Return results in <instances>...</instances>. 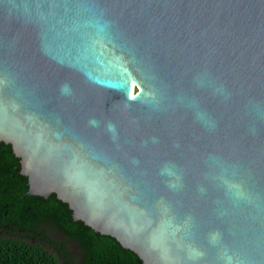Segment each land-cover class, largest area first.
<instances>
[{"label":"water","instance_id":"obj_1","mask_svg":"<svg viewBox=\"0 0 264 264\" xmlns=\"http://www.w3.org/2000/svg\"><path fill=\"white\" fill-rule=\"evenodd\" d=\"M0 141L143 264H264V0H0Z\"/></svg>","mask_w":264,"mask_h":264},{"label":"trees","instance_id":"obj_2","mask_svg":"<svg viewBox=\"0 0 264 264\" xmlns=\"http://www.w3.org/2000/svg\"><path fill=\"white\" fill-rule=\"evenodd\" d=\"M0 228V264H143L114 237L74 220L68 204L56 194H28L20 160L2 141ZM21 230L25 238L17 233Z\"/></svg>","mask_w":264,"mask_h":264},{"label":"flooded vegetation","instance_id":"obj_3","mask_svg":"<svg viewBox=\"0 0 264 264\" xmlns=\"http://www.w3.org/2000/svg\"><path fill=\"white\" fill-rule=\"evenodd\" d=\"M42 231H43V230H42ZM42 231H41V232H42ZM41 232H40V233H41ZM2 233H4V230L0 228V234H2ZM17 233L20 234V236H22V237H24V238H25V236H26V235H25V232H23L22 230L19 231V232H17Z\"/></svg>","mask_w":264,"mask_h":264},{"label":"snow or ice","instance_id":"obj_4","mask_svg":"<svg viewBox=\"0 0 264 264\" xmlns=\"http://www.w3.org/2000/svg\"><path fill=\"white\" fill-rule=\"evenodd\" d=\"M133 86H135V82H133ZM131 98L132 99H135L136 98V95H133Z\"/></svg>","mask_w":264,"mask_h":264},{"label":"bare ground","instance_id":"obj_5","mask_svg":"<svg viewBox=\"0 0 264 264\" xmlns=\"http://www.w3.org/2000/svg\"><path fill=\"white\" fill-rule=\"evenodd\" d=\"M132 91H133V83H132Z\"/></svg>","mask_w":264,"mask_h":264}]
</instances>
